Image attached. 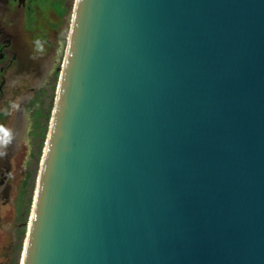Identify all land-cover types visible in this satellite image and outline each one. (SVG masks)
<instances>
[{
  "label": "water",
  "instance_id": "1",
  "mask_svg": "<svg viewBox=\"0 0 264 264\" xmlns=\"http://www.w3.org/2000/svg\"><path fill=\"white\" fill-rule=\"evenodd\" d=\"M20 264H264V0H75Z\"/></svg>",
  "mask_w": 264,
  "mask_h": 264
},
{
  "label": "flooded vegetation",
  "instance_id": "2",
  "mask_svg": "<svg viewBox=\"0 0 264 264\" xmlns=\"http://www.w3.org/2000/svg\"><path fill=\"white\" fill-rule=\"evenodd\" d=\"M70 4V0H0V109L9 101L20 105V111L11 116H4L0 111V124L12 129L15 135L6 155L0 156V230H5L10 237L9 246L0 247V264L21 262V247L30 220L28 192L33 178L32 171H26L14 195L13 161L20 147L30 144L29 138L35 141L42 135L46 116L43 90L51 84L53 71L60 69L56 61L62 49H66L64 38L69 37L67 23L68 20L71 23L73 15ZM36 40L43 43V53H48L37 78L32 64V58L39 54L34 52ZM34 156L31 151L27 165ZM9 218H14V222L7 221L12 224L10 228L4 224Z\"/></svg>",
  "mask_w": 264,
  "mask_h": 264
},
{
  "label": "rangeland",
  "instance_id": "3",
  "mask_svg": "<svg viewBox=\"0 0 264 264\" xmlns=\"http://www.w3.org/2000/svg\"><path fill=\"white\" fill-rule=\"evenodd\" d=\"M70 2H71V4L69 6H70V14H71V13H73L72 10H74L75 0H70ZM61 12L64 13V9H62ZM70 25H71L70 20H68V23H67L68 29H70ZM68 36H69V33H68ZM64 40H65V44H66L68 41V37H65ZM65 44H64V46H65ZM66 46H67V44H66ZM65 52H66V49L65 50L62 49V55L60 57H58L57 58L58 61H56V64L58 67H60V69L62 67ZM33 54H34V52H33ZM47 55H48V53H43L41 55L36 54L35 55L36 58H32V60H34V62L32 64L34 67L35 78H37L39 73L41 72V70H40L41 65L45 63V60L47 59ZM60 69L57 71H53L52 78H51V84L47 87V89L43 90V92H44L43 96H42L44 98L43 108L46 111V116H45V119L43 120L44 129H43V132H42L40 139H36L34 141V139L29 138L28 140H29L30 144H28V146H26V147H24V146L20 147L19 153L13 161L12 187L14 189V192H13L14 195H16L17 192L19 191V189L21 187V183L23 181V178L25 177L26 171H32V178L33 179L31 181V187H30L29 192H28V195H30L29 196V198H30L29 216L31 215L32 208H33L38 176H39L41 162H42L44 149H45V144H46V140H47V136H48V132H49L51 116H52L54 105H55L58 83H59V78H60V73H61ZM36 82H37V80L35 79L34 83H36ZM36 142H37V146H35ZM31 151H33V153H35V156H34L33 161L31 163L29 161L28 165H27L28 156H29V154H31ZM7 221H13L14 222V218H9L4 223L6 226H8L10 228L12 224L11 223L7 224ZM26 233H27V231H26ZM9 241H10V237L6 233V231L0 230V247L1 248L8 247ZM24 243H25V241H24ZM22 247H24V244L22 245ZM22 247H21V250H23ZM20 263L21 262L19 261V264Z\"/></svg>",
  "mask_w": 264,
  "mask_h": 264
},
{
  "label": "clouds",
  "instance_id": "4",
  "mask_svg": "<svg viewBox=\"0 0 264 264\" xmlns=\"http://www.w3.org/2000/svg\"><path fill=\"white\" fill-rule=\"evenodd\" d=\"M34 43H35L34 52L43 54L44 52L43 43L39 40H36ZM33 58L36 57L34 56ZM0 111H2L4 116H11L15 112L20 111V105L18 102L9 101L8 105L5 108L0 109ZM14 139H15V135L12 129L5 127L3 124H0V156L6 155V150L13 143Z\"/></svg>",
  "mask_w": 264,
  "mask_h": 264
}]
</instances>
